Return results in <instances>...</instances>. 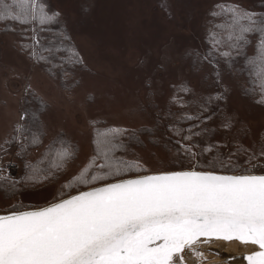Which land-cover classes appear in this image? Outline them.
<instances>
[{
	"label": "snow or ice",
	"instance_id": "6c2138e0",
	"mask_svg": "<svg viewBox=\"0 0 264 264\" xmlns=\"http://www.w3.org/2000/svg\"><path fill=\"white\" fill-rule=\"evenodd\" d=\"M216 7L211 15L223 16L225 20L214 25L221 31L209 33L212 49L208 55L219 53L231 58L235 52L247 56L246 48L252 44L250 35L257 34L256 52L247 56L246 68L264 97V14L234 4ZM58 17L59 13H50L41 0H0V20L11 18L21 24L51 26L59 22ZM45 51L54 54L52 49ZM67 51V62L83 64L78 52ZM32 55L37 60L48 59L36 51ZM180 90L188 91L183 86ZM28 91L30 85L26 87ZM211 99H205L196 115L181 116L184 120L199 121L187 129L188 135H183L184 129L172 126L183 141H176V155L183 153L193 162L180 170L152 172L141 160L123 155L131 151L123 139L127 129L102 131L94 127L92 155L68 176L51 201L40 206L17 201L0 210V264H184L185 249L202 256L194 247L201 238L204 243L235 239L256 245L259 250L245 259L248 264H264V174L255 171L259 167L264 173V167H239L230 162L235 153L229 154L226 162L218 150L205 163L196 159L218 149L210 143L197 152L200 145L193 141L211 131L192 130L215 115H205ZM258 102L264 103V99ZM97 123L90 121L93 126ZM222 127L230 129L232 118L225 116ZM15 131L22 134V126L18 124ZM129 139H138L136 130ZM30 143L39 145L42 141L34 136ZM27 147L21 143L22 152ZM241 151L248 152L251 164L264 157V140L258 154L244 146L238 147L237 152ZM78 153V145L59 138L45 149L37 163H26L24 185L31 187L59 178ZM174 163L179 165L180 161ZM0 182V187L10 194L19 190V182L11 176L0 175Z\"/></svg>",
	"mask_w": 264,
	"mask_h": 264
},
{
	"label": "rangeland",
	"instance_id": "374dc122",
	"mask_svg": "<svg viewBox=\"0 0 264 264\" xmlns=\"http://www.w3.org/2000/svg\"><path fill=\"white\" fill-rule=\"evenodd\" d=\"M41 2L50 13H59L62 26L83 59V67L49 76L34 62L33 56L29 57L31 50H22L25 42L22 38L0 31L2 174L9 164L19 165L14 154L10 150L2 152L1 146L22 120V99L28 85L48 104L42 117L45 137L31 159L37 158L60 135L76 143L79 153L68 171L47 186L12 199L0 193V210L17 201L37 206L51 201L68 176L77 172L92 155V120L131 131L145 129L148 134L143 136L144 145H132V153L125 155L141 160L152 172L190 167L193 162L189 158L182 153L176 155V141H182V137L175 134L172 126L184 129L186 135L187 129L199 121L184 120L181 116L196 115L205 99L214 94L223 97V102L221 98L211 100L206 105L210 111L205 115H212L213 110L216 115L192 129L211 131L194 139H201L207 146L210 143L218 146L209 153L210 159L218 150L226 159L235 153L231 163L264 167V157L249 164L248 152H237L238 147L244 146L258 154L264 140V109L243 96L245 74L237 69L231 71L221 63L217 75L204 59L207 23L217 5L234 4L264 12V0ZM181 86L188 91L182 93ZM172 100L175 104L171 106ZM225 116L232 118L230 129L222 127ZM209 158H204V162ZM176 160L180 161L179 165L174 163ZM255 171L261 172L259 167Z\"/></svg>",
	"mask_w": 264,
	"mask_h": 264
},
{
	"label": "trees",
	"instance_id": "16d2710c",
	"mask_svg": "<svg viewBox=\"0 0 264 264\" xmlns=\"http://www.w3.org/2000/svg\"><path fill=\"white\" fill-rule=\"evenodd\" d=\"M7 2L11 3V0H7ZM216 10H217V7L213 11H216ZM16 11H17V9L14 7L13 12L15 13ZM247 11H250V10H247ZM250 12L257 13V14H264V12H255V11H250ZM211 13H210V20L207 23V35H206L207 48L205 50L204 56L208 55L212 49V45H211L210 40H209L210 31H218V32L221 31L220 29L214 28V25L222 23L225 20V17H223V16L214 17L213 15H211ZM58 20H59V17H58ZM0 31H3L5 33H10V34L13 33V34L19 36L20 38H22L25 41L22 44V46H24V48H22V50H25V51L27 49L31 50L29 57L33 56L32 55L33 51H36L38 54H43L44 56L48 57L47 60H37L34 57H33L34 59L33 58H31V59H33L34 62L37 65H39V67L45 73H47L49 76L53 75V77H55L56 76L55 74L57 72H60L62 75H64V74L70 72L72 69H76L77 67L78 68L83 67V64H72V63L67 62V60L65 59L69 55V52L67 51V49H72L76 52H78V49L75 46L74 42L71 40V38L65 39V37H70V34H69V32H67L65 27L62 26V23L60 22V20L58 23L51 25V26H40L38 24H21L19 21L9 18L6 20H0ZM250 39L252 40V44L247 46V48H246L247 56H252L253 54H255V52H256L255 45H256V42L258 40V35L252 34V35H250ZM37 40L39 41L38 44L36 43ZM251 48L253 49L252 53L249 52V49H251ZM45 49H52L54 54L50 55L49 52L45 51ZM57 49H58V51H57ZM221 50L223 51V50H227V49L222 48ZM79 55H80V53H79ZM213 56H214V59H213ZM247 56L237 55L234 52L233 56L231 58H227V57L219 55V53H213L212 55H208V59H206V60L208 61L209 65L211 66V68L213 69V71L217 75H220L219 65L221 63L225 64L227 66V68L230 69L231 71L232 70L235 71V69H237L239 72L245 74L246 81L244 83V86L242 87L243 96L252 99L254 101L255 105L264 109V103L258 102V101L264 99V97L261 96L259 90L253 84L252 77L249 76L247 68H246ZM57 57H59L60 59H57ZM80 57H81V55H80ZM181 92L185 93L183 91H181ZM217 97H218V94H214L213 96H211V98H212L211 100H213ZM221 100L223 102V99H221ZM174 104L175 103L172 100L171 106ZM47 109H48V104L40 96H38L35 91L31 90V91H28L27 93L25 91V95L23 96V99H22V110L23 111H22V120L20 122V125L23 128V132H22V134H18L15 131L16 126H17L16 125L14 130H13L12 135L7 140L8 143H4L1 146L2 152H3V150L5 152L10 150L11 154H14L17 161H19L18 163H19V167H20V171H19L17 177H12L13 179H15L16 181L19 182L17 184V188L19 190L15 194H10L9 192H7L5 190L4 187H0V193L6 199H12V198H14V197H16L22 193L27 192V191H33V190L43 188V187L47 186L48 184H50L51 182L59 179L62 175V174H60L59 178L53 177V178H50L49 180H47L43 183H37L31 187H26L22 181V178L26 175V173L28 171V169L26 167L27 162L30 161L33 164L37 163V161L42 158L41 154L45 151V149L50 144H52L56 140H58L59 138H64L66 140H70L66 135H60L56 139H54L47 147H45L44 150H42L40 152V154L37 158H35L33 160L31 159V155L33 154V152L38 150L42 145V143L39 145H32L30 143L32 137H34V136L39 137V139L42 142H43L44 137H45L44 136L45 133H44V128H43L42 117L45 114V112L47 111ZM25 113H27V115H25ZM213 113H215L214 110H213ZM215 115H216V113H215ZM94 127L99 128L102 131L109 129V128H114L111 126H104V125H102V123L100 121H98V123L95 126H93L92 153H93V150L95 147V145H94V138H95ZM127 130L128 131H127V133L124 134L123 139L129 145V147L131 149L130 153H132V145L142 147V145H144L143 144L144 143L143 142V136L147 135L148 132L145 129H139L136 131V135H137L138 139L137 140H131L129 138L132 136L133 131H131L129 129H127ZM188 134L189 133L187 132L186 135H188ZM183 135H184V133H183ZM14 137H18V138L14 139ZM194 138H193V141L195 143H197L199 145L201 144L200 147L195 149V150H197L199 152L200 148L207 147V145H204L202 143L201 139L195 140ZM71 142L74 145H77L73 141H71ZM21 143L28 145L27 149L23 152L21 149ZM177 146L179 148V145H177ZM125 154L126 153H123V155H125ZM208 156H210L209 153H205L203 157L200 156V162L205 163L204 158H209ZM212 158H213V155H212ZM221 158L224 159L225 161H228V159H226L224 157H221ZM128 159H130V158L128 157ZM3 160H4L3 156L0 154V170H2L1 166L3 164L2 163ZM130 160H132V159H130ZM232 164H234V163H232ZM235 165L242 167V168L247 167L246 163H241V164L236 163ZM185 168H187V167H185ZM0 175H3L2 171H0ZM0 183H2V182H0Z\"/></svg>",
	"mask_w": 264,
	"mask_h": 264
},
{
	"label": "water",
	"instance_id": "95a60500",
	"mask_svg": "<svg viewBox=\"0 0 264 264\" xmlns=\"http://www.w3.org/2000/svg\"><path fill=\"white\" fill-rule=\"evenodd\" d=\"M196 159L198 160V156ZM256 174L264 173L256 172ZM203 241L204 238H201V241L194 245L196 250L198 252H204V250L214 252L218 254L220 261L225 264H248V261L245 259L246 255L259 250L256 245L245 244L235 239L232 241L213 239L208 243H204ZM183 255L184 264H212L211 262L201 261L190 249H185Z\"/></svg>",
	"mask_w": 264,
	"mask_h": 264
},
{
	"label": "bare ground",
	"instance_id": "6f19581e",
	"mask_svg": "<svg viewBox=\"0 0 264 264\" xmlns=\"http://www.w3.org/2000/svg\"><path fill=\"white\" fill-rule=\"evenodd\" d=\"M201 253L202 256H197L201 261L211 262L212 264H225L220 261L218 254L214 252L204 250Z\"/></svg>",
	"mask_w": 264,
	"mask_h": 264
},
{
	"label": "built area",
	"instance_id": "2783aa9c",
	"mask_svg": "<svg viewBox=\"0 0 264 264\" xmlns=\"http://www.w3.org/2000/svg\"><path fill=\"white\" fill-rule=\"evenodd\" d=\"M19 171H20V167L17 163L9 164L5 169L4 175L15 177L18 175Z\"/></svg>",
	"mask_w": 264,
	"mask_h": 264
}]
</instances>
